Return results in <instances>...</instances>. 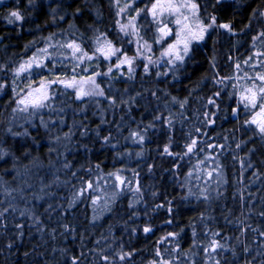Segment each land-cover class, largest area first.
Wrapping results in <instances>:
<instances>
[{"label": "snow or ice", "instance_id": "6c2138e0", "mask_svg": "<svg viewBox=\"0 0 264 264\" xmlns=\"http://www.w3.org/2000/svg\"><path fill=\"white\" fill-rule=\"evenodd\" d=\"M244 2L245 0H108L114 28L102 30L99 24L103 21L104 13L102 8L96 6L95 0H27L26 5L23 4V0H14V6L7 5L6 0H0V5L7 9L3 18L9 25L18 23L22 25L26 19L39 13L49 16L52 24H56L57 21L68 22L69 28L66 31L73 37L56 39L58 34L52 32L46 37H40L42 46L38 45L36 40L30 41L25 46V52L32 48L35 50L29 55L21 56L18 61L0 63V99L7 97L5 108L11 110L10 119L0 122V168L3 169V173L0 174V195L4 197L0 199V237L9 234V217H14L11 222L13 229L11 238L0 247V256H4L5 252L9 254L4 256L6 264H84L87 259V253L84 251L87 245L84 241L89 238L88 228L101 226L98 225V221L106 215L112 217L116 214V205L126 191L136 194L135 199L130 200L127 206L132 210L128 220L135 222L139 215L135 208L143 196L140 182L136 179L138 172L132 170L133 179H126L123 175L125 169L118 168L105 174L101 167L102 162L92 165L89 161L88 167L81 166V169L89 174V178L84 179L78 176L81 169L71 170L73 165L68 162L66 154L72 152L73 147L76 151L83 149L86 153L91 152L92 149L87 142L89 139L102 147L117 149L118 141L111 131L101 135L102 126L114 122L107 119V113L111 111L115 116L117 111L123 112L119 122H116V131L119 134L127 126L125 116L131 121L135 120L133 109L142 100L151 103L153 100L161 101L164 97H169L163 104V109L157 103L152 110V118L146 125L141 121L137 123L135 129L129 128V134L124 139H131L143 146L149 139V130H155L159 122L160 128L166 129L168 133V143L164 145L162 155L172 157L174 161L187 157L190 162L193 156L198 158L193 165L195 171L189 170L185 174L182 187L186 190V195L181 196V199L187 201L195 197L197 201L207 204L213 199L210 189L216 192V199L224 195L220 189L227 182L224 179L219 154H206L200 158V153L206 149L223 150L225 145L200 141L188 131L182 133L185 139L180 151H173L176 120L180 118L183 128L184 120L189 118L184 111L189 100L188 97L179 99L167 91L169 85L174 87L172 82L180 80V74L187 72L188 65L196 60V55L203 51L213 35L220 34V30L231 37L251 34L250 48L235 58L232 55L227 57L231 66V72L227 75L221 74L213 51L208 63L211 82L216 90L207 97L204 107L207 109L208 106H212L216 111L202 112L204 119L201 123L205 127H212L216 123L217 113L222 111L221 104L217 101L222 100L224 98L222 94H225L232 103L223 109V119H228L230 115L238 125L236 131L251 133L247 140L237 141L235 149L243 150L249 142L254 145L247 148V157L239 158L241 176L246 168L254 167L250 157L257 153L258 149L255 147L257 143L260 145L261 155H264V5L257 4L252 7V4H248L245 7ZM86 11L88 17H91V22L85 18ZM248 11L251 14L239 32L235 30L231 20L222 22L219 19L221 15L231 13L234 17ZM76 20L82 21L83 31L76 26ZM254 20L260 24L258 31H253ZM111 31L115 32L114 37L109 35ZM60 35L63 36L62 33ZM3 39L0 37V40ZM212 42L214 50L217 41ZM138 69H142L139 73L142 84L140 89L133 91L132 85L137 80ZM208 79V72H205L202 79L190 90L189 95ZM117 83L126 86L121 90L116 88ZM146 84L153 86L147 87ZM160 84L165 87H159ZM226 89L231 90L225 92ZM102 101L106 102V107L101 106ZM169 104L177 106V113L172 112ZM89 105L96 108L92 115L99 116V123L95 128H91L88 122ZM68 109H72L73 112L71 124L67 123ZM64 128H67V131H62ZM41 131L47 137V144L40 140ZM53 132L56 134L53 135ZM195 132L208 135L202 132L200 127H195ZM77 136L79 140L73 145V138ZM227 139L228 137H225L226 141ZM54 145H61L64 151H59ZM45 147L49 157L53 152L57 153V159L65 156L61 161L62 168L68 170L73 178L80 180L79 186L72 185L73 192L71 198L66 200L67 207L60 204L54 209L53 205L48 203L44 209L48 219H52L53 211L58 212L61 217H66L79 203L87 202L91 207L92 215L87 220L84 231L78 232L71 223L56 221L58 227L63 229L59 236H71L73 240L79 236L81 247L78 255L69 254L70 250L67 247L52 246L50 250L40 251L39 247L43 245L38 247L36 244L32 245L31 252L21 251L26 226L29 233L34 229L44 243H47L45 237L52 241L58 238L57 228H49L42 216L37 213L36 204L22 209L16 204L17 195L24 199L22 194L25 186L29 189L33 187L25 178L31 168L22 164V160L27 159L33 167H41L39 155L33 156L32 152ZM228 147L231 148L230 145ZM136 155L142 157V152ZM119 157L121 153L116 152L114 160ZM232 159L236 160L237 156L233 155ZM49 164L54 167L51 159ZM179 168V163H173L171 171L177 180ZM151 171L150 165L149 172ZM57 172L59 169L53 172V179L49 183L45 184L41 180L39 194L33 193L35 202L39 203L45 196L55 195L46 189L59 187L60 183H71L69 180L61 182ZM5 175H11L12 180H4ZM253 175L259 177L260 173L253 172ZM193 177L197 182L203 180L204 186L201 187L200 183L193 185ZM21 180L23 183H20ZM13 182L18 187H12ZM213 183L216 185L214 189ZM240 183L243 184L244 181L241 179ZM194 187L198 191H194ZM245 191L248 189L243 188L239 193L242 208L246 201ZM152 195L155 197L157 193L153 192ZM251 195L249 192V196ZM261 201L264 205V197H261ZM167 204V212L171 217L174 214L173 201L168 200ZM164 207V204L155 205L156 209ZM17 212L19 218H15ZM249 212L251 213V209ZM257 214L264 220V206ZM241 215L243 216V212ZM22 219L30 223L25 225L21 222ZM208 219L212 217L206 216L204 212L200 213L201 222ZM128 220L123 223V231L127 232L130 238L136 236L138 231H142L146 237L153 232V228L147 223L142 229L129 228ZM225 220L232 223L228 216H225ZM165 223L172 225L174 220L170 218ZM115 226V223H109L107 235L105 232L100 233L106 242L112 237V242L101 245L100 239H97L96 246L89 248L88 251L94 253V261H102L103 264H135L137 249L125 250L122 242L113 247L115 237L112 229ZM189 226L192 228V243L187 249L182 248L180 244L184 229L181 228L179 232L169 231L158 239L152 258L147 260L146 264H254L257 257H260L259 264H264V228L252 227L241 219L237 225L240 228V235L235 237L238 247L222 242L232 238L222 236L220 231L208 228L206 223L203 233L205 241H199L195 224L191 220ZM249 229L259 237V240L254 241L258 245L255 255H250V247L241 240V237L247 239ZM161 244L166 246L161 248L158 246ZM21 255L23 261L19 259ZM12 257L16 259L12 260Z\"/></svg>", "mask_w": 264, "mask_h": 264}, {"label": "trees", "instance_id": "16d2710c", "mask_svg": "<svg viewBox=\"0 0 264 264\" xmlns=\"http://www.w3.org/2000/svg\"><path fill=\"white\" fill-rule=\"evenodd\" d=\"M27 0H23V4L26 5ZM96 6L102 8L104 13L103 21L99 24V27L102 30H107L114 28L113 25V14L108 6V0H95ZM6 4L9 6H14V0H6ZM252 4V7H255L257 4L264 5V0H245L244 6ZM7 9L0 5V37H3V40H0V63H5L12 60H19L21 56H26L34 51L32 48L28 52H25V46L32 40H36L37 44L42 46V41L40 37H46L52 32H56L58 35L56 39H69L73 38L69 35L68 22L57 21L56 24H52L50 17L44 14H36L28 19H26L22 25L13 24L9 25L7 21L3 18L6 14ZM250 11L244 12L243 15L237 14L232 16L231 13L227 15H221L219 19L222 22H227L231 20L233 26L237 32H239L243 24L247 23L248 17L250 16ZM27 16V12L25 11ZM85 18L91 22V17H88L87 11L85 12ZM76 26L83 31V23L80 20L75 21ZM260 24L255 20L253 21V31H258ZM39 29V30H37ZM63 34L61 36L60 34ZM78 35V33H77ZM109 35L114 37L115 32H109ZM213 40H216L215 49L213 50ZM239 41V43H237ZM251 34L243 37H231L227 33L220 30L219 35H213L211 39L207 41L206 46L203 51L199 52L196 55V60L188 65L186 73L180 74V80L172 82L174 87L169 85L167 91L170 92L172 96H177L179 99L188 97L189 103L186 105L185 114L189 117L187 120H184L183 128H181L180 118L176 120V129L173 137L172 150L180 151L185 137L183 132L191 131L192 135L198 138L200 141H205L210 144H224L225 148L223 150L219 148L215 149H206L205 152L200 153V158H203L206 154L217 155L219 154V160L223 165L224 179L226 184L221 187V191L224 193L219 199H216V192L210 189L212 200L207 202L197 201L195 197H191L189 200L184 201L181 199V196L186 195V190L182 187L183 181L185 179V174L189 170H193V165L197 162V157L193 156L189 162L188 158L185 157L183 160L174 161L172 157L162 155L163 147L168 143V133L166 129H162L157 122V128L155 130H149L148 136L149 139L146 140L143 146L134 143L131 139L125 140L124 137H127L129 134V128L135 129L137 123L143 122L146 125L152 118V110L159 103L161 109H163V104L169 99V97H164L161 101H151L148 100L140 101V104L133 109V115L135 120L131 121L125 116L126 127L123 128V131L117 134L116 131V122H119V118L123 115V112L117 111L116 115L113 116L111 111L107 113V119L109 121H114L113 123L102 126L103 131L101 135H106L108 131H111L113 135L116 136V141H118L117 149H110L107 146H101L99 143L94 142L92 139H89L87 142L89 147L92 149L91 152L86 153L83 149L76 151L73 146V151L66 154V158L69 163L73 165L72 171L81 169L83 165L85 168L89 166V161L92 165L95 163H101L103 172L106 174L109 171H114L115 169L122 168L125 169L123 175L126 179H133V171L139 173L136 179L139 180L143 196L139 204L136 205L135 210L139 213L138 217L135 219V222L128 220V216L132 210L128 209V203L130 200H134L136 194L131 191H126L119 199L118 204L116 205L117 212L112 217L105 216L102 220L98 221V226L96 228H88L87 236L89 238L85 239L84 244L87 247L84 248V251L87 253V259L84 261V264H103L102 261H94V253L88 251L89 248H92L95 245V240L100 239L101 245H106V243L112 242V237L108 238L106 242L101 238L100 233L105 232L107 235V227L109 223H115L116 226L112 229L113 236L115 237V244L123 243L125 250L128 249H137L135 256V264H146L147 260L152 258L155 247L157 246V241L162 236L166 235L169 231L179 232L181 228L184 229V232L181 234L180 244L181 247L187 249L192 243V228L189 226V221L191 220L195 224L197 231V240L205 241L203 235L205 231V223L208 225V228L213 230H218L221 232L222 236H228L232 239L228 241H222L228 243L229 245H238L235 237L240 235V228L237 227L240 224V220L243 219L247 223L251 224L252 227L264 228V220L257 214L262 206L261 197H264V155H261L259 151L260 145L257 143L255 147L258 149L257 153L250 157L253 168H246L241 176L240 168V157H247V148L253 147L254 145L249 142L246 148L243 150H236L235 143L241 139L247 140L248 136L251 135L250 132L245 133L242 131H236L235 129L238 125L235 123L234 118L230 115L228 119H223V109L230 103L225 94H222L224 97L222 100L217 102L221 104L222 111L217 113L216 123L212 127H205L201 123L203 121L202 112L210 110L216 111L212 106H208L206 109L204 105L206 104L207 97L212 95V92L215 91V87L211 82V71L209 70V58L213 55L215 51L218 68L221 71L222 75H227L231 72V66L227 60L229 55H232L234 58L240 56L245 49L250 48ZM235 45V47H234ZM238 49V50H237ZM131 54V48L130 52ZM242 58V57H241ZM142 69H138V77L136 82L132 85V90H137L141 88V80L139 73ZM155 71V70H153ZM205 72H208L209 79L204 82V84L199 85L197 90L192 92L189 95L190 90L194 85L200 81ZM126 85L117 83L116 88L123 90ZM147 87H152V84H146ZM159 87H165V85L160 84ZM231 89H226L225 92L230 91ZM61 99H66V97H61ZM151 98H149L150 100ZM7 102V97L0 99V122H5L10 119V108H5ZM102 107H106V102H101ZM76 107V105H73ZM169 108L173 113H177V106L169 104ZM147 109V110H146ZM96 111L94 105H89L88 117L89 124L91 128H95L99 123V116H93L92 113ZM168 113L165 111V115ZM67 123H72L73 112L72 109L67 111ZM47 119V117H46ZM79 119V117H77ZM241 117V122H242ZM23 123V121H20ZM195 127H200L202 132L208 133L207 136L201 135L195 132ZM62 131H67V128H64ZM35 134V133H33ZM56 133L53 132V135ZM225 137H228L227 141ZM235 137V139H233ZM40 140L47 144V137L43 135L41 131ZM79 137L73 138V145L77 143ZM11 143V141H9ZM231 146L229 148L228 146ZM203 146V145H201ZM54 147L59 148V151L63 152L64 148L61 145H54ZM121 153V157L114 160L115 153ZM142 152V157H138L136 153ZM130 154V155H128ZM19 155V153H18ZM33 156L39 155L40 161L42 162L41 167H33L29 164L27 159L22 160V164L29 165L31 171L25 177L28 179L29 183L32 184V188H27L25 186V191L23 192L24 199H21L17 195V207L22 209L24 207H32L33 204H36V211L42 216L45 222L49 225V228L56 227L58 238L55 241H52L50 238L45 237L47 243L40 240L39 234L35 233L33 229L31 233L27 226L25 227V237L21 244V251L28 250L32 251V245L36 244L39 247L40 251H45V249L50 250L52 246L56 247H67L70 250V253L79 254L80 251V239L79 236L75 240L71 236H59V233L63 231L62 228H59L56 224V221H61L64 223H71L77 228V231H84L87 220L91 218L92 212L91 208L87 202L79 203L72 212L66 217H61L58 212H52V219H48V214L45 213L44 209L47 208L48 203L53 205V208H57L58 205L63 204L64 207H67L66 200L71 198L73 192V184L79 186L80 180L73 178L70 175L68 170L62 168L61 161L65 159V156H60L57 159V153L53 152L51 157L47 153V148H43L39 151H33ZM233 155L237 156L236 160H233ZM51 159L52 165L49 164ZM173 163H179L180 168L178 169L179 179L177 180L172 173ZM152 166V171L149 172V166ZM59 169V172L56 174L59 176L60 181L69 180L71 183L64 184L60 183L59 187L53 186L51 189H46V191H52L55 193L54 196H45L44 200L39 203L33 200V193L39 194V189L41 187V180L45 184L49 183L53 179V172ZM94 171V170H93ZM194 171V170H193ZM253 172H259V177L254 176ZM3 173V169L0 168V174ZM78 176L83 177L84 179L89 178V174L81 169L78 173ZM95 178L94 176L92 177ZM4 180L11 181V175L3 176ZM243 180L244 183L241 184L240 180ZM20 183H23L21 180ZM193 185L200 183V186L203 187V180L197 182L195 177L192 179ZM211 183V182H210ZM134 186V185H133ZM12 187H18V185L13 182ZM212 188H216V185L213 183ZM247 188L248 191L244 192L246 201L243 208L241 207V202L239 200L240 190ZM194 191H198L195 187ZM153 192H156L157 195L153 197ZM249 192L252 193L249 196ZM15 194V193H14ZM236 197L235 199L233 197ZM0 199H4L0 195ZM173 201V216H169L167 212V201ZM254 202V203H253ZM156 204H164V208L156 209ZM251 209V213L249 212ZM147 210V214H145ZM201 212H204L206 216H211L212 219H208L205 222L199 220V215ZM243 212V216L241 213ZM225 216H228V219L232 223H227ZM19 218L17 212L16 217ZM173 219L174 223L168 225L165 223L167 219ZM239 218V219H238ZM14 217H9V234L4 237H0V247L5 244L8 239L11 238V222ZM125 220H128V227H139L140 229L145 226V224H150L153 228V232L149 233L146 237L142 231H138L136 236L129 237L127 232L123 231V223ZM21 222L27 225L30 221L22 219ZM122 237V241H121ZM219 239V237H218ZM241 240L244 243L248 244L251 249L250 255H255L257 252L258 245L255 240H259L257 233L248 230L247 239L241 237ZM19 243V242H18ZM163 248L166 245H158ZM49 256L50 251H49ZM9 255L7 252L4 253V256ZM203 255L202 253L200 254ZM229 255L230 254H226ZM4 256H0V264H6ZM200 257L198 256L197 259ZM12 260H15L16 257H12ZM20 261H23V256L19 257ZM260 257L254 261V264H259Z\"/></svg>", "mask_w": 264, "mask_h": 264}, {"label": "rangeland", "instance_id": "374dc122", "mask_svg": "<svg viewBox=\"0 0 264 264\" xmlns=\"http://www.w3.org/2000/svg\"><path fill=\"white\" fill-rule=\"evenodd\" d=\"M194 170V169H193ZM195 171V170H194ZM111 190V188H109V191ZM91 208V207H90ZM92 212V211H91Z\"/></svg>", "mask_w": 264, "mask_h": 264}]
</instances>
